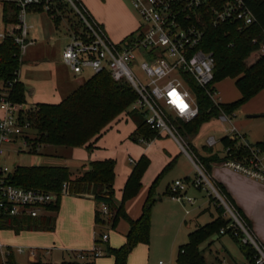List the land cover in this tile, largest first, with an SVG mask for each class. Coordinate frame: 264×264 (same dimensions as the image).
<instances>
[{
	"label": "rangeland",
	"instance_id": "1",
	"mask_svg": "<svg viewBox=\"0 0 264 264\" xmlns=\"http://www.w3.org/2000/svg\"><path fill=\"white\" fill-rule=\"evenodd\" d=\"M81 1L94 19L104 25V30L113 43L118 44L124 40L126 25L131 18H136L140 23V18L130 0H123L126 4L123 10L116 7L114 0H109L107 4H103V2L100 4L97 2L98 0ZM60 5L62 8L58 7L54 12L32 9L27 15L26 22L29 27L27 42L33 43L28 45L23 59L39 55L42 59H46V62L43 61L35 69H28L21 64L23 71L27 73V81L33 82L40 89L41 95L34 96V102L28 99L29 108L23 107V118L31 123V129L16 143L7 147V153L2 157L11 171H14L16 166H68L70 171L77 175L83 170L80 169L81 165H84L85 169L88 168L91 154L96 151L95 149L88 151L85 146L76 148L42 146L37 153H32L26 147V143L34 142L36 136L34 122L31 119L32 112L36 110L33 103L41 100L47 101L44 103L48 104H59L78 89L81 83L87 82L94 76L91 70H85L82 74L77 75L62 63L63 50L71 41L74 30L81 29V23L69 6ZM8 28L11 27L3 22V4L0 2V33ZM259 57L260 54L256 51L250 54L244 62L249 67L255 64ZM262 76L261 71L259 77ZM214 89L216 99L222 104L234 103L243 97L236 84V79L233 78L227 77L216 82ZM28 95L27 92V97ZM6 108V105L0 102V115L6 114ZM121 115L128 114L125 112ZM250 116L258 117L251 118ZM128 117L131 119L130 115ZM175 125L178 127V122L175 121ZM233 126L241 134H245L251 144L264 142V90L240 105L229 117V121L222 120L221 116L214 117L203 122L198 131L191 136H184L180 130L179 134L190 147L196 163L204 168L197 154L207 155L204 151L207 138L216 137L218 143L214 149L221 150V139L228 136ZM118 137L119 132L110 131L94 141L97 146L102 147L97 151L111 155L113 160L118 162L117 165L120 168V160L121 157H124L126 150H124L125 145H121L120 141H117ZM129 142L132 144L130 156L137 160L139 147L145 148L148 145L142 144L138 140L135 142L129 140ZM82 155L86 160L81 159ZM145 155L149 158L150 165L143 176L142 187L138 194L127 200L124 205L129 219L134 220L141 216L151 187L161 177L155 187L149 242L138 244L131 252L127 264H176L180 249L188 244L189 234L195 231L197 221L201 225L211 221L209 213L197 220L199 209H205L203 207H207L210 202L211 211L216 212L217 208H221V203L209 191L200 190L194 186L193 183L199 175L198 171L172 137L165 135V138L159 139L157 143L148 148V153ZM169 155L173 156L174 163L167 169L170 162L173 161L170 160ZM128 160L127 158L125 163L130 165ZM77 169L81 172H77ZM177 180L187 184V196L194 199L193 204L179 203L172 199L171 189ZM210 198L213 200L212 203ZM101 209V205L95 200L77 199L70 194H65L61 199L59 218L57 213L50 214L57 221L52 231L35 228L19 233L12 229L0 230V244L12 248H25V254L17 257V261L21 264L37 262L42 264H66L69 262L87 264L89 261L94 264H115L113 256L108 253V248L117 249L125 244V235L130 229V221L120 218L116 226H112L111 222L116 212V210H112L108 219L102 216L106 220V224L98 225L95 222V211H101ZM226 216L228 217L227 214ZM22 232L25 234H21ZM103 234L110 237V246L106 243L101 244L102 248L107 250L105 254L98 258L89 257V259L78 261L77 254L90 252L94 248L96 240L100 239ZM46 249H53V251L47 255ZM199 249L207 264H246L248 262L242 252L241 244L229 234L213 233L200 243ZM0 255L2 257L1 250Z\"/></svg>",
	"mask_w": 264,
	"mask_h": 264
},
{
	"label": "built area",
	"instance_id": "2",
	"mask_svg": "<svg viewBox=\"0 0 264 264\" xmlns=\"http://www.w3.org/2000/svg\"><path fill=\"white\" fill-rule=\"evenodd\" d=\"M4 6L10 5L17 19L16 24L0 33V43L12 38L19 47L20 58L24 56L29 44L27 42L29 27L26 19L32 9L54 12L60 4H66L75 13L81 23V29L74 30L71 41L64 48L62 60L70 70L80 75L91 70L94 75L107 72L117 83H127L135 91L137 98L132 104V111L144 116L147 126L157 131L158 135L172 137L181 150L194 163L198 176L194 186L215 195L226 211L232 223L220 230L221 235H232L243 246L251 247L255 256L246 264H264V245L254 235L236 208L218 190L205 168L198 165L190 147L179 134L176 122L190 123L195 120L200 108L192 84L205 90L213 103L220 108L214 89L215 55L202 48L205 31L195 22V16L204 10L213 27L226 23H235L238 31L256 25V18L244 0H130L140 18L138 30L116 44L113 43L104 28L97 22L81 0H0ZM258 44V40H253ZM257 52L264 55V42ZM22 60V58H21ZM20 70L16 72L15 81L19 80ZM6 93H0V102L6 105V114L0 119V219L4 216H27L37 218L50 214L48 208L56 205L59 195L37 188H22L11 184L13 171L5 164L2 157L7 147L16 143L30 129L31 123L23 118L25 105L14 104L7 99ZM26 108V107H25ZM229 121V116L221 118ZM227 137L240 140L246 154L234 156L230 149L224 152L228 156L224 167L245 177L264 184V151L249 143L235 126ZM138 141L149 144L152 139L140 137ZM214 136L206 140V146L213 149L217 145ZM4 161V163H3ZM131 163L133 161L131 160ZM172 199L176 202L192 204L194 199L187 196V184L181 180L174 182L171 189ZM69 194L63 185L61 196ZM101 215L111 216L106 204H101ZM229 230L231 234L229 233ZM108 235L103 234L96 240L90 252H80L77 260L89 257L98 258L106 250L101 244L108 242ZM3 264H21L10 261L15 254L23 255L25 248H4L0 246ZM53 249H46L50 255ZM87 264H92L89 261Z\"/></svg>",
	"mask_w": 264,
	"mask_h": 264
},
{
	"label": "trees",
	"instance_id": "3",
	"mask_svg": "<svg viewBox=\"0 0 264 264\" xmlns=\"http://www.w3.org/2000/svg\"><path fill=\"white\" fill-rule=\"evenodd\" d=\"M244 1L256 18V25L244 32L238 31L235 23H226L217 28L213 27L204 10L195 16V22L205 31L202 48L207 52H213L215 55L214 84L227 77L236 79V84L243 97L234 103L221 104L219 108L204 89L191 83L197 96L200 113L190 123L178 122L180 132L186 137L195 134L201 124L209 119L220 117L223 113L229 117L232 116L240 105L264 90V79H262L264 76V55H261L257 62L249 67L244 62L250 54L259 49L260 43L264 42V0ZM59 8L62 6L59 5ZM11 10L10 5L4 6L3 22L6 25L17 23V19ZM255 39L258 40V44L253 43ZM21 64L20 50L14 40L7 38L0 43V93H6L7 99L14 104L26 105V87L19 80L15 81L16 72L20 70ZM261 71L263 76L259 77ZM136 98L137 95L131 86L124 82H115L109 73L103 72L94 75L61 103L36 105V110L31 115L36 131L35 141L26 143V147L32 153H37L42 146L46 145L72 148L85 146L88 151H91L94 145L93 141L102 135L110 123L125 112L130 115L137 127L133 138L136 140L144 137L153 140L158 137L157 131L147 126L141 113L130 110ZM221 141L223 149L229 148L230 153L234 156L239 157L246 154L240 140L226 136ZM253 145L264 151V142ZM204 151L207 153L206 156L199 154L197 156L208 175L211 173L213 164H220L228 159L226 154L221 156L219 152H214L207 146L204 147ZM173 163L174 160L170 162L167 169ZM149 165L150 160L146 156H143L134 165L119 206L114 202L116 162L112 159L91 162L87 169L83 167L82 172L77 175H74L68 167L64 166H16L10 176V182L22 188H37L58 194L59 199L56 205L48 208L50 213H58L60 210L63 185L67 186L71 196L79 198L92 196L98 204H106L110 211L116 210L111 225L115 227L120 218H125L130 221V230L126 236L125 244L117 249L109 247L108 253L113 256L115 264H127L133 249L140 243H148L150 239L155 187L161 176L151 187L150 195L138 219H129L124 208L125 202L135 197L140 191L143 176ZM215 185L250 226L248 219L235 206L221 186L217 183ZM216 212L215 220L204 226H199L189 234V242L181 247L176 264H207L202 251L199 249L200 243L213 233H220L222 228H226L232 223V220L226 216L224 208H217ZM55 222L56 218L53 215L37 218L4 216L0 219V230L12 229L17 233L31 228L52 231L55 228ZM95 222L98 225L106 224L101 211L95 212ZM229 233L231 234L230 230ZM235 239L240 243L239 239ZM241 249L247 261L252 262L255 256L254 250L243 245H241ZM9 260L15 261L14 256H10ZM0 264H3L1 255ZM66 264L80 263L69 262ZM92 264L94 263L92 262Z\"/></svg>",
	"mask_w": 264,
	"mask_h": 264
},
{
	"label": "crops",
	"instance_id": "4",
	"mask_svg": "<svg viewBox=\"0 0 264 264\" xmlns=\"http://www.w3.org/2000/svg\"><path fill=\"white\" fill-rule=\"evenodd\" d=\"M108 1L109 0H101V1L98 0L97 2H99L100 4H101V2H103V4H107ZM114 2H115L116 7L118 9H120V10L125 9L124 7H126V4L123 2V0H114ZM139 26H140L139 20H137L136 18L135 19L131 18V20H129L127 22V25H126L124 40L126 38H128L129 36H131L132 34H134L138 30ZM102 27L104 28V25H102ZM24 56H25V54H24ZM23 57H22V64L24 67H27L28 69H35V68H37V66L40 65V63H43V61L46 62V59H42L41 57H39V55L27 57L25 59H23ZM62 63L65 65L63 60H62ZM26 74L27 73L24 72L22 67H21L20 68V74H19V81L22 82L26 87L27 103H26L25 107L29 108L30 107L29 106V100L33 101V99L35 98L34 96L41 95V92H40V89L37 88V86L35 84H33V82L31 83L30 80L27 81ZM55 78H56V74H55ZM31 84H32V87H31ZM82 84L83 83H81V85ZM56 89H57V87H56ZM27 92L29 94L28 97H27ZM39 98H41V97H39ZM40 101L41 100L36 101L35 103H33V105L36 107V105H38V104H48V103H44L47 101H41V102ZM4 116L5 115L1 114L0 119H2ZM222 120H224L223 117H222ZM122 128H123V130H122ZM136 128H137L136 124L133 122V120H131L128 117V115H126V116L121 115L111 125H109L103 131L102 135L100 136V138H101L104 134H106L110 131L119 132V137L117 138V141H120L121 145H125L124 150H126V151H125L124 157H121L120 168H119V165H117L118 162L115 161L116 162V167H115L116 179L114 182V202L117 206H119L121 204V200L123 198V192H124V189H125V186H126L128 180H129V177L133 171L134 165L143 156H146L145 154L148 153V148H150L153 144L157 143L159 139H162L163 137L165 138V135H158L157 138L153 139L149 144H147L148 145L147 147H145V148H142V146L139 147V153L137 155L138 157L136 158L137 160H134L133 157L130 156V151L132 150V144L129 142V140L134 141V142L138 140V139L135 140L133 138L134 133L136 131ZM243 135H244L245 139L248 141L247 136L245 134H243ZM93 142H94L93 143L94 144L93 149H95L96 151L92 152L89 163L94 162V161L108 160V159L113 160V157H111V155H107L106 153H102V151H97V149H101L102 147L97 146L95 141H93ZM221 144H222V141H221ZM9 146H11V145H9ZM47 146H49V145H46L44 147H47ZM49 147H52V146H49ZM214 152H219L221 154V156H223L225 154L224 149H223V145H222L221 150H215L214 149ZM169 156H170V160H173L172 159L173 156L172 155H169ZM127 158L129 159L128 162L130 165H127L125 163ZM81 159L86 160V158H84L83 155H82ZM131 160L133 161V163H131ZM81 162H83V161H81ZM82 166L85 167L84 165H81L80 166L81 170L83 169ZM64 167H68V166H64ZM68 168L70 169V167H68ZM78 171L79 170L77 169V172ZM79 172H81V171H79ZM210 178L215 183H217L221 186V188L225 191V193L233 201L235 206L242 212V214H244V216L248 219V221L250 223V226H251V229H252L254 235L259 240V242H261L264 245V184H262L256 180L250 179L248 177H245V176H243L237 172H234V171L224 167L221 163L220 164L216 163V164L212 165ZM73 197L77 198V199H83L84 198L85 200H88V201L95 200L92 196H87V197H83V198H79V197H75V196H73ZM209 204H210V202H209ZM209 204L207 207H203L205 209H199V212L197 214L198 216L196 218L197 220H199V218H201V216H203L204 214H208V213L211 216L210 222H212L213 220L216 219L217 214H216V212L211 211ZM50 214H48V215H50ZM57 214H58V218H59L60 213L58 212ZM62 220H63V218H62ZM134 220H136V219H134ZM56 223H57V221H56ZM185 223L187 225V222H185ZM196 224H197L196 229L199 226H204V225H201L200 223H198V221ZM128 232L125 235V242H126V236H127ZM21 234H25V232H22ZM106 244H108V246H110V237H109L108 242ZM0 246H2L4 248H8V247L3 246L1 244H0ZM10 248H12V247H10ZM13 256H14V260L17 261L18 254H15Z\"/></svg>",
	"mask_w": 264,
	"mask_h": 264
},
{
	"label": "water",
	"instance_id": "5",
	"mask_svg": "<svg viewBox=\"0 0 264 264\" xmlns=\"http://www.w3.org/2000/svg\"><path fill=\"white\" fill-rule=\"evenodd\" d=\"M251 118H256V117H258V116H250ZM233 139V138H232Z\"/></svg>",
	"mask_w": 264,
	"mask_h": 264
}]
</instances>
